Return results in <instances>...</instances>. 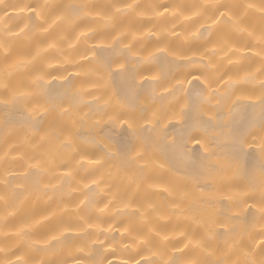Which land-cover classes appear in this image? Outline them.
Returning a JSON list of instances; mask_svg holds the SVG:
<instances>
[{
  "label": "bare ground",
  "instance_id": "bare-ground-1",
  "mask_svg": "<svg viewBox=\"0 0 264 264\" xmlns=\"http://www.w3.org/2000/svg\"><path fill=\"white\" fill-rule=\"evenodd\" d=\"M262 165L264 0H0V264H258Z\"/></svg>",
  "mask_w": 264,
  "mask_h": 264
},
{
  "label": "snow or ice",
  "instance_id": "snow-or-ice-1",
  "mask_svg": "<svg viewBox=\"0 0 264 264\" xmlns=\"http://www.w3.org/2000/svg\"><path fill=\"white\" fill-rule=\"evenodd\" d=\"M195 79H199V77H195ZM131 126V125H129ZM38 131V130H37ZM260 176H261V180H260V185H261V189H262V199H264V165L261 166L260 169ZM217 264H220V262H217ZM244 264H257L256 261H245ZM258 264H264V259H261Z\"/></svg>",
  "mask_w": 264,
  "mask_h": 264
}]
</instances>
